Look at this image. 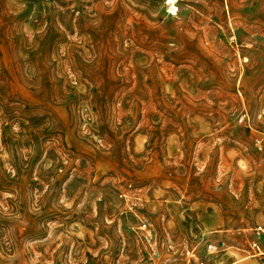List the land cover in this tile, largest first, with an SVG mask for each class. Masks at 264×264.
I'll return each instance as SVG.
<instances>
[{
	"label": "rangeland",
	"instance_id": "obj_1",
	"mask_svg": "<svg viewBox=\"0 0 264 264\" xmlns=\"http://www.w3.org/2000/svg\"><path fill=\"white\" fill-rule=\"evenodd\" d=\"M259 227L264 0H0V264H264Z\"/></svg>",
	"mask_w": 264,
	"mask_h": 264
},
{
	"label": "built area",
	"instance_id": "obj_2",
	"mask_svg": "<svg viewBox=\"0 0 264 264\" xmlns=\"http://www.w3.org/2000/svg\"><path fill=\"white\" fill-rule=\"evenodd\" d=\"M264 233V228L263 227H259V234ZM255 246H257V243H254Z\"/></svg>",
	"mask_w": 264,
	"mask_h": 264
}]
</instances>
